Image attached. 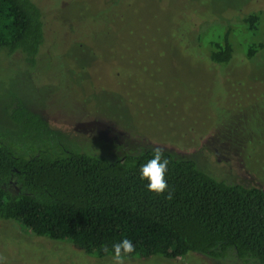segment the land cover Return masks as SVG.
<instances>
[{
    "label": "rangeland",
    "instance_id": "374dc122",
    "mask_svg": "<svg viewBox=\"0 0 264 264\" xmlns=\"http://www.w3.org/2000/svg\"><path fill=\"white\" fill-rule=\"evenodd\" d=\"M32 1L44 17L34 60L0 49V126L17 151L46 142L10 119L19 98L60 131L61 145L110 158L162 146L215 179L264 190V0ZM252 12L261 19L249 31ZM226 28L230 59L211 64L208 43ZM0 254L9 264H111L5 219ZM126 264L256 263L227 250Z\"/></svg>",
    "mask_w": 264,
    "mask_h": 264
},
{
    "label": "trees",
    "instance_id": "16d2710c",
    "mask_svg": "<svg viewBox=\"0 0 264 264\" xmlns=\"http://www.w3.org/2000/svg\"><path fill=\"white\" fill-rule=\"evenodd\" d=\"M260 16L247 14L245 27L255 30ZM43 25L32 0H0V49L19 51L27 62L33 61ZM227 37L226 28L220 42L209 41L211 64L230 59ZM262 46V41L248 45L245 57ZM10 109L14 123L46 142L17 151L20 145L11 143L0 126V219L96 256L110 255L114 243L128 238L137 256L175 259L195 252L216 257L231 250L243 261L264 264L262 188L215 179L192 158L164 149L171 161L166 179L174 190L168 200L150 192L148 181L140 178L152 146L114 158L82 152L59 144L60 131L27 102L17 98Z\"/></svg>",
    "mask_w": 264,
    "mask_h": 264
},
{
    "label": "clouds",
    "instance_id": "9594fccd",
    "mask_svg": "<svg viewBox=\"0 0 264 264\" xmlns=\"http://www.w3.org/2000/svg\"><path fill=\"white\" fill-rule=\"evenodd\" d=\"M164 151L162 146L153 147L152 158L140 168V178L148 181L147 189L150 192L171 200L174 196V190H170L166 179L171 161L164 155ZM108 251L105 248V252ZM135 251L134 243L128 238H123L112 245L110 252L111 264H126V261L131 258ZM0 264H9L8 257L0 254Z\"/></svg>",
    "mask_w": 264,
    "mask_h": 264
}]
</instances>
